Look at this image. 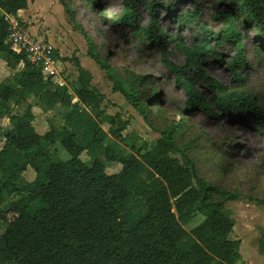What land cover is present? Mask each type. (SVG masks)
I'll return each mask as SVG.
<instances>
[{
    "label": "trees",
    "instance_id": "1",
    "mask_svg": "<svg viewBox=\"0 0 264 264\" xmlns=\"http://www.w3.org/2000/svg\"><path fill=\"white\" fill-rule=\"evenodd\" d=\"M83 1L95 4L94 0ZM190 2L194 12L183 14L176 4L161 0H122V11L113 23L160 52L164 67L186 98V112L263 128V111L254 105L251 94L245 90L228 92L226 86L206 74L204 67L207 57L221 60L217 49L231 48L234 56L227 69L234 81L244 84L242 75L251 67L244 33L252 32L253 46L264 58V0H223L222 12L213 17L220 22V29L214 33L201 27L202 37L188 48L180 29L197 26L203 12L196 0ZM58 3L80 31L87 56L104 72L113 92L147 121L145 103L158 96L154 92L145 95L148 84L143 78L125 80L117 74L76 24L66 1ZM27 6V0H0V62L14 72L11 83H0V119L6 117L11 126L3 132L0 148V223L5 225L0 235V264L240 263L241 243L230 238L235 221L225 207L239 195L221 191L198 176L193 162L177 146L174 127L159 131L153 148L141 153L135 142L121 136L128 123L100 110L104 97L76 60L73 96L77 103L73 105L66 86L44 80L23 55L13 53L6 43L9 26L4 17H16ZM161 11L179 30L170 42L183 56L181 65L168 60V34L160 29L156 18ZM144 15L147 24L143 23ZM29 97L42 109L62 106L66 127L49 125L45 134H37L32 107L14 114L8 105ZM104 124L107 131L102 128ZM108 137L128 151L121 152L115 142L106 145ZM56 144L67 160L53 157ZM84 152L93 158L89 167L80 160ZM116 166L120 167L117 173H107ZM27 168L35 174L29 183L21 179ZM254 202L264 207V201ZM197 215L203 220L186 231L184 227ZM258 252L264 254V231Z\"/></svg>",
    "mask_w": 264,
    "mask_h": 264
},
{
    "label": "rangeland",
    "instance_id": "2",
    "mask_svg": "<svg viewBox=\"0 0 264 264\" xmlns=\"http://www.w3.org/2000/svg\"><path fill=\"white\" fill-rule=\"evenodd\" d=\"M73 12L76 24L95 43L96 51L104 57L113 70L123 79L140 77L144 79L145 95L151 96L154 92L158 97L153 102L145 103L148 114L144 121L136 111L125 102L119 93L112 90V84L105 74L87 56V45L80 31L63 12L58 0H35L28 13L21 16L26 21V27L33 34H41L52 45L59 63L55 66L56 78L53 83L66 86L71 98V104L77 100L73 96V88L78 76L73 60L80 67L89 72L93 87L103 95L104 101L100 110L111 116L118 115L122 121L128 123L126 131L121 136L126 137L141 151H150L160 138L159 131L169 127L177 130L176 143L180 150L193 162L198 176L206 182L225 192H234L239 197L226 203L235 221L230 238L240 241L241 262L238 264H264V254L258 252L259 240L264 231V207L257 205L255 200L264 201V127H247L230 124L223 118H209L201 112H186V98L182 90L176 86L174 78L168 73L162 63L160 52L151 45L141 44L133 39L126 28L115 26L116 20L122 11V0H94V5L83 0H65ZM163 4H176L180 13L194 12L190 0H161ZM200 10H203L197 26L191 29L182 28L183 44L192 48L197 44V38L202 37L201 27L216 33L220 29V22L214 20L216 13L222 12L223 0H196ZM143 23H148L146 15ZM157 23L163 32L168 34L166 40L168 60L175 65L183 63V56L175 50L174 43L170 42L179 32L173 20L163 11L156 14ZM245 34L244 45L247 59L251 62L250 69L244 73V84L233 80L227 64L234 56V50L227 47L217 49L220 61L207 57L204 71L212 79L226 86L228 92L247 91L254 99V105L262 109L264 117V62L262 54H257L253 46V34ZM21 69V65L17 70ZM13 71L0 62V83H11ZM143 86L140 87L142 89ZM144 88V87H143ZM199 91L205 96V90L199 85ZM9 108L14 114H20L28 107H32L34 115L33 127L37 134L43 135L49 125L56 128L66 127L64 121L65 109L56 105L51 108H40L32 97L17 104L9 102ZM154 105V106H152ZM78 108L82 109L80 105ZM104 131L107 125H102ZM11 126L6 117L0 119V148L3 144V132ZM115 142L121 152H127L117 141L108 137L105 144ZM55 159L65 161L68 156L59 144L52 148ZM180 159V156H177ZM81 162L91 166L92 156L84 152L80 156ZM119 166L111 167L108 174L117 173ZM34 172L27 168L21 179L25 183L32 182ZM7 203L3 205L5 209ZM203 218L195 216L184 228L190 231ZM5 225L0 223V235Z\"/></svg>",
    "mask_w": 264,
    "mask_h": 264
},
{
    "label": "built area",
    "instance_id": "3",
    "mask_svg": "<svg viewBox=\"0 0 264 264\" xmlns=\"http://www.w3.org/2000/svg\"><path fill=\"white\" fill-rule=\"evenodd\" d=\"M4 19L9 26L6 40L9 49L16 55H23L29 64L40 71L44 80L50 79L53 82L59 59L46 37L31 33L26 23L16 17L5 15Z\"/></svg>",
    "mask_w": 264,
    "mask_h": 264
},
{
    "label": "crops",
    "instance_id": "4",
    "mask_svg": "<svg viewBox=\"0 0 264 264\" xmlns=\"http://www.w3.org/2000/svg\"><path fill=\"white\" fill-rule=\"evenodd\" d=\"M28 1V6H27V9L26 10H24V11H20V12H18L17 13V16H16V19H18L19 21H22V22H26V21H23V20H21V16H22V14H26V13H28V11L30 10V8L34 5V3H35V0H27Z\"/></svg>",
    "mask_w": 264,
    "mask_h": 264
}]
</instances>
